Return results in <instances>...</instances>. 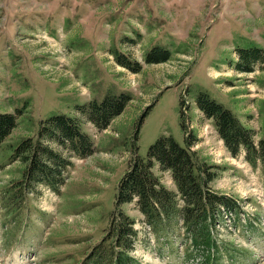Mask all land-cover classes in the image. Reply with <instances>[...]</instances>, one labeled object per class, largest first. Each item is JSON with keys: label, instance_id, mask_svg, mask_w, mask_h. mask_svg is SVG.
I'll use <instances>...</instances> for the list:
<instances>
[{"label": "rangeland", "instance_id": "1", "mask_svg": "<svg viewBox=\"0 0 264 264\" xmlns=\"http://www.w3.org/2000/svg\"><path fill=\"white\" fill-rule=\"evenodd\" d=\"M253 46L264 48V0H0V113L17 114V127L0 147V264H94L88 255L108 233L134 147L141 158L160 136L185 147L181 121L198 160L218 167L211 189L237 203L228 217L222 210L212 235L221 246L218 264H264L263 175L243 152L231 156L194 104L205 94L258 139L264 64L251 72L234 68L238 49ZM153 48L167 59L148 64ZM114 53L140 71L119 66ZM121 92L132 100L104 131L76 114ZM53 115L78 117L94 151L71 157L55 189H19L23 165L10 161L11 147L34 138ZM163 182L171 187L167 175ZM122 211L138 231L130 264H200L207 255L176 233L157 241L133 204Z\"/></svg>", "mask_w": 264, "mask_h": 264}, {"label": "trees", "instance_id": "2", "mask_svg": "<svg viewBox=\"0 0 264 264\" xmlns=\"http://www.w3.org/2000/svg\"><path fill=\"white\" fill-rule=\"evenodd\" d=\"M156 50L153 48L145 56L148 64L162 63L167 59L166 56H154ZM236 55L234 68L238 72H251L256 64H264V48H241ZM114 58L119 66L132 74L141 69L137 62L123 54L114 53ZM131 100V95L125 92L109 93L101 102L95 100L77 108L76 114L84 115L97 131L106 130ZM194 104L206 119L213 122L231 156L237 157L243 152L246 162L258 167L264 178V130L256 139L251 128L203 93L197 95ZM184 126L181 121L185 147L171 136H160L150 145L145 158L139 157L134 147L133 156L117 184L116 210L112 212L108 233L93 248L87 262L92 259L94 264H100L102 254L105 264L134 261L130 253L134 251L138 237V231L134 229L136 221L122 211L123 206L133 204L157 241L176 233L177 237H184V243L191 244L195 252L207 254L201 264L214 263L221 246L212 235L216 225L222 222V210L234 211L237 203L232 197L211 189L210 183L215 180L218 167L198 160L190 148L189 134ZM16 127L17 114L0 113V147ZM93 151V141L83 131L78 117L53 115L40 122L34 138H25L11 147L10 161L18 160L23 165L22 180L17 186L26 189L30 184H44L55 189L65 179L64 173L71 164L69 159L74 156L82 159ZM165 175L169 177L171 187L164 184ZM103 245L104 253L100 248ZM190 251L188 249L186 254H191Z\"/></svg>", "mask_w": 264, "mask_h": 264}]
</instances>
